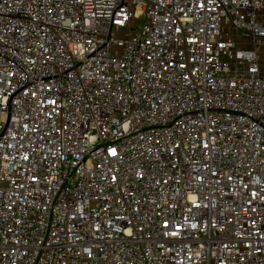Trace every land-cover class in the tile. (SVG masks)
<instances>
[{
	"label": "built area",
	"instance_id": "built-area-1",
	"mask_svg": "<svg viewBox=\"0 0 264 264\" xmlns=\"http://www.w3.org/2000/svg\"><path fill=\"white\" fill-rule=\"evenodd\" d=\"M0 264H264V0H0Z\"/></svg>",
	"mask_w": 264,
	"mask_h": 264
},
{
	"label": "rangeland",
	"instance_id": "rangeland-1",
	"mask_svg": "<svg viewBox=\"0 0 264 264\" xmlns=\"http://www.w3.org/2000/svg\"><path fill=\"white\" fill-rule=\"evenodd\" d=\"M133 29H135V28H133ZM123 33H120V35H122Z\"/></svg>",
	"mask_w": 264,
	"mask_h": 264
}]
</instances>
